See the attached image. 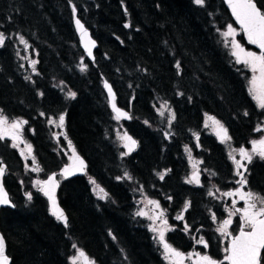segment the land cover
Returning a JSON list of instances; mask_svg holds the SVG:
<instances>
[{"label": "trees", "instance_id": "16d2710c", "mask_svg": "<svg viewBox=\"0 0 264 264\" xmlns=\"http://www.w3.org/2000/svg\"><path fill=\"white\" fill-rule=\"evenodd\" d=\"M255 2L264 11V0ZM73 7L96 40L92 62L74 34ZM229 24L238 30L221 0L202 5L194 0H0V113L27 122L21 136L31 145L40 178L56 173L72 149L86 164L81 176L57 177L65 227L49 213L39 188L31 187L33 175L24 170L19 151L0 139L2 183L13 205L0 208L10 264H72L75 250L90 264H169L147 220L135 214L142 196L155 198L167 211L166 243L182 253L198 250L224 261L226 240L211 229L202 194L184 181L187 158L181 148L199 134V167L214 170L219 180L231 172L227 145L246 150L256 136L254 127L264 114L249 92L250 71L236 63L231 40L223 35ZM17 36L34 64L19 60ZM235 39L256 52L239 30ZM102 79L110 83L129 121L110 111ZM161 105L165 116L157 113ZM61 115L64 125L54 139L47 121ZM209 116L228 130L229 141L222 143L206 131ZM118 127L136 142L125 155ZM250 171L251 188L264 192V164ZM92 181L102 193L93 192ZM185 205L183 219L172 218ZM238 227L235 214L229 232L235 234ZM196 228L207 248L193 246L195 235L188 238Z\"/></svg>", "mask_w": 264, "mask_h": 264}, {"label": "snow or ice", "instance_id": "6c2138e0", "mask_svg": "<svg viewBox=\"0 0 264 264\" xmlns=\"http://www.w3.org/2000/svg\"><path fill=\"white\" fill-rule=\"evenodd\" d=\"M197 5H202L204 0H194ZM229 8L232 11V15L235 17L236 22L240 25V29L246 36L250 44L256 45L260 52L246 51L244 47L235 39L236 29L233 28L231 24L227 26V31L223 33L225 37H232L231 45L232 52L231 55L235 57L237 64H243L248 67L253 76L249 81V92L252 95V98L257 102L258 107L264 109V11H262L258 6L255 0H225ZM76 9L73 7V13L75 14ZM77 30L81 33V40L84 44V47L89 56H92V48L95 47V42L86 39L88 33L84 30V26L77 19L76 20ZM129 27V25H125ZM4 37L0 34V44H3ZM21 42L24 41L21 39ZM35 61H33V64ZM179 67V65H178ZM81 71H84V66H81ZM105 88L108 90L109 102L113 108V111L117 113V119L120 117L127 118V113L120 111L115 104V96L112 92L111 87L105 83ZM69 97L74 98L75 93L70 92ZM247 115V113H245ZM174 119V116L172 117ZM208 121H211V124L214 128L215 134L220 139L222 143L229 141L231 138L228 135V130L214 117H207ZM27 122L24 120H16L9 123L8 119L0 113V139H4L5 136H10L13 141L20 139V130L24 124ZM53 123V121H49ZM171 123V120L169 121ZM64 125V116L59 117L58 126L63 127ZM208 126L207 123L205 125ZM260 129L258 128L257 131ZM121 139L126 140L128 143L125 144V147L129 151L135 147L136 142L132 140L131 137L127 136V133L124 134ZM71 146V142H69ZM16 143L13 144V147H16ZM27 152L31 155V145H25ZM23 155V153H22ZM240 159L237 160L235 157H230L233 159V163L236 165L237 169L244 168L246 170V165L242 161H247L251 163L254 156H259L261 159H264V139L253 140L252 141V151L248 152L243 147L239 149ZM72 164L66 166L61 175L64 177L73 175L75 172H82L86 165L84 161L75 153V149H72ZM36 161L33 158V164ZM39 171L38 168L34 169ZM5 168L0 166V176H3ZM236 175L240 176L241 179L237 182L241 187H238L234 192L224 193L225 196H238L241 201H243L244 206L242 208H234L233 212L229 213V218L224 220L219 224L217 232L222 236L228 238V243L224 249L225 256L224 261L227 264H262L264 260V195L254 193L252 191H242L243 186L247 184V180L244 178L242 172L237 171ZM163 179V175H161ZM193 181L199 183V177L196 172L193 173L192 177L187 181L192 183ZM39 185V190L48 198L50 204L51 214L60 222H62L65 227L68 226V220L64 211L58 206L55 196V190L57 187V181L54 176H49L47 181H37ZM95 184V181H92ZM98 187V186H97ZM99 192H103V189H99ZM28 199L31 200L32 197L30 194H26ZM106 195V194H105ZM211 195V193H209ZM100 198H104L101 196ZM156 208H159V204L155 201H150ZM236 201H233L235 205ZM9 204V198L7 193L4 191L3 186L0 185V205ZM187 208V205H185ZM239 213L240 215V229L239 233L232 235L229 232V226L232 224V215ZM137 215H145L143 211L137 212ZM163 212L159 213V218L161 222L167 225V220L163 219ZM177 219H183V215L177 217ZM213 220H216V217L213 216ZM188 229V225L185 224V230ZM156 231L155 228L151 229ZM160 243L163 245L165 259L170 261V264H183V254L174 249L171 245L165 242L164 232L159 233ZM197 243L203 245L205 248L208 247L207 242L201 237ZM75 247V245H73ZM79 257H85V254L82 251L78 250ZM197 259L195 264H224V261L217 262L215 259L210 257L207 254L201 255L199 253L195 254ZM189 259L191 256L188 257ZM0 264H10L9 257L5 253V241L2 236H0ZM75 264V260L73 261Z\"/></svg>", "mask_w": 264, "mask_h": 264}, {"label": "rangeland", "instance_id": "374dc122", "mask_svg": "<svg viewBox=\"0 0 264 264\" xmlns=\"http://www.w3.org/2000/svg\"><path fill=\"white\" fill-rule=\"evenodd\" d=\"M236 33H238V30H236ZM231 40V37H228ZM20 37H16V54L19 57L20 61H29L31 63H33V57L30 55V52L28 51V47L25 43V41L22 43L21 42ZM231 45V44H230ZM231 50H232V45H231ZM257 54H259L258 52H256ZM235 59V57H234ZM243 65V64H242ZM245 68H247L250 73V80L253 76V73L251 72V70L246 67L245 65H243ZM249 80V81H250ZM250 87V85L248 84V88ZM251 95V94H250ZM252 98V95H251ZM252 100L255 102V104L257 105V102L252 98ZM165 111L166 109L164 108V106H160L157 108V113L160 116H165ZM167 119H170V111L167 110ZM53 121V123H49V121ZM9 123L16 121V120H8ZM58 122L59 119H48L47 124L49 126H51V134L53 136V138L55 139V137L59 134V130L60 127L58 126ZM206 131L209 133V129H212V127L210 126V121L208 126L206 127ZM126 132L121 128L118 127L116 130V137L118 139V143L121 146V148L123 149L122 155H125L126 152H128V148L125 147V143H124V139H121V137L124 136ZM22 135V128L20 130V139L17 141H13L11 139L10 136H5L4 138L8 140V142L10 143V145L13 147V144L16 143V147H14L15 149H17L21 155L22 161H23V167L24 170L28 171L30 170L32 173V178L30 180V185L33 189L39 188V185L36 183L37 181H41L43 178H40V169L33 164V160L31 158V156L28 154L27 149L25 148V145H29V143L21 136ZM195 134H192L190 142L187 146H183L181 148V153L183 155L186 156V158H189L192 153H193V149H194V143H195V138L194 136ZM198 138H199V134ZM259 136V135H258ZM264 137V136H263ZM263 137L258 138V140L262 139ZM199 141V139H198ZM227 159L230 161V171H231V178L229 179L226 175V177L222 178V177H218L219 180H214L215 175H213L214 170L210 169L213 172H206L204 169H201L199 167V163L201 162V160L198 159V157H195V160H191V159H186V163H187V174L184 178V181L187 183V185H189L190 187H197L201 189L202 192V196L205 199L206 203H208L206 209H205V214L208 216L209 221L211 222V229L213 228L214 232H217V228L219 226L220 223H222L224 220L229 218V213L233 212L234 208L238 207V208H242L243 206H237L236 203L235 205H233V201L235 200L236 202L239 201V197L238 196H225L224 193L227 192H233L238 184L236 183L234 186L233 183L236 180V173L237 171H240L242 169H237L236 165L233 163V159L230 157H235V159L239 160L240 159V155H239V149H233L232 147H230L229 145H227ZM197 152L201 151V148H199V146H197ZM248 152H251L252 149L246 150ZM23 153V155H22ZM194 155V154H193ZM196 156V155H195ZM255 157H259V156H254ZM28 162V163H27ZM242 163L244 164V161H242ZM38 168L39 171H36L34 169ZM209 171V170H208ZM194 172L198 173V177H199V184H195L194 182L192 183H188L187 181L190 179V175H192ZM158 176H160L159 174H157ZM209 175V177L207 176ZM127 178V177H126ZM221 185V187H223L222 189H219V184ZM234 189V190H233ZM244 189H247V186L244 187ZM92 190L94 193L99 194V190L98 188L93 184L92 185ZM229 190H233V191H229ZM250 191V190H248ZM209 193H211V195H209ZM136 209H135V214H137V212L143 211L145 213V215H140L142 216L144 219L147 220V224H148V229L151 233V236L155 242V244L158 246L159 252L161 257L167 261V263L170 264V261L165 259V253H164V248L163 245L160 243L159 240V233L161 231L164 232V237H165V233L169 230L168 226L163 224L161 222V219L159 218V213L162 211L161 208H156L155 205H153L152 203H150V200H148L145 196H142V198L140 199V201L136 202ZM218 210L219 212V217L218 218L215 214V211ZM166 213L167 211L164 210L163 212V219H166ZM240 219V215L239 213H236ZM235 215V214H234ZM231 218H233V216ZM180 216V214L178 213H174L172 215V218H176ZM213 216L216 217V220H213ZM155 228L156 231H152L151 229ZM184 228H185V224H184ZM185 231H190L189 227L187 230ZM199 228H196L193 230V232H191V235L188 236V238L190 239L192 237V235H195V240L193 241V246L196 245H201L199 243H197V241L202 237V235L199 233ZM218 234H220L219 232H217ZM222 239L226 240V237L221 236ZM204 239V238H203ZM196 253H199L202 255L201 252L194 251L191 250L190 252H185L184 256V260H183V264H195V261L197 259L196 257ZM191 256V258L189 259L188 257ZM75 260V264H84L81 260V258L79 257L78 254V250H75L73 255L70 257V262L73 264V261ZM90 264V262L88 263Z\"/></svg>", "mask_w": 264, "mask_h": 264}, {"label": "water", "instance_id": "95a60500", "mask_svg": "<svg viewBox=\"0 0 264 264\" xmlns=\"http://www.w3.org/2000/svg\"><path fill=\"white\" fill-rule=\"evenodd\" d=\"M221 2H222V4H223L224 8L226 9V11H227V13H228V15H229V17H230L232 23H233V24L235 25V27H237L238 30L240 31V34H241V37H242L244 43L247 44V45H249L250 47H252L255 51H257V52L259 53V52H260L259 48H258L256 45H254V44H250V43L248 42L246 36L244 35V33L242 32V30L240 29V25L236 22L235 17L232 15V11H231V9L229 8L228 4L225 2V0H221ZM77 19L81 22V24L84 26V30L88 33V36L86 37V39H90V40H92V41L95 42V47L92 48V56H89V55L87 54V51H86V49H85V47H84V44H83V42H82V40H81V33H80V31L77 30V26H76V20H77ZM71 25H72V28H73L74 34H75V36H76V39H77L78 45H79V47H80L82 53L84 54V56H85L89 61L92 62L93 59H94V50H95L96 47H97L96 40L94 39V37L92 36V34H91L90 31L88 30V28H87V27L82 23V21L77 17L76 12H75V14L73 13V8H72ZM106 82H107V81H106L105 79H102V83H101V84H102V85H101V86H102V90H103L104 95H105V97H106V101H107V104H108V107H109L110 111L113 113V115H114L115 117H117V113L113 111V108H112V106H111V104H110V102H109V94H108V90H107V89L105 88V86H104ZM107 84L111 87V85H110L109 82H107ZM111 89H112V87H111ZM112 92H113V94H114V96H115V93H114L113 89H112ZM115 98H116V97H115ZM115 104H116V101H115ZM116 107H117L118 109H120V111L127 113V118H125V117H120L119 119H121V120H123V121H129V119H130V117H129V113H128L126 110H124L123 108L119 107L117 104H116ZM127 136H128V135H127ZM129 137H130V136H129ZM132 140H134V139L132 138ZM134 141H135V140H134ZM124 143L126 144V143H128V142H127L126 140H124ZM135 147H136V144H135ZM135 147H133L132 150H134ZM71 157H72V155L69 157L68 162L65 163V164H63V165L57 170V174H58V175L62 176V175H61L62 170H63L66 166H69L70 164H72V159H71ZM79 157H80V156H79ZM80 158H81V157H80ZM81 159H82V158H81ZM82 160H83V159H82ZM83 161H84V160H83ZM84 163H85V161H84ZM85 165H86V164H85ZM0 166H3V167L5 168L4 163H0ZM83 174H84V170H83L82 172H75L73 175H70V176H67V177H71V176H81V175H83ZM3 176H4V174H3ZM3 176H0V185H2V186H3V183H2V178H3ZM49 176H54L55 180L57 181V187H56V190H55V196H56V192H57V188H58V180H57V178H56L55 173H51V174H49V175L44 179V181H47L48 178H49ZM62 177H64V176H62ZM3 189H4V191L6 192L4 186H3ZM6 193H7V192H6ZM42 194H43V193H42ZM7 195H8V194H7ZM43 195H44V194H43ZM44 197H45V199H46V201H47V205H48L49 213L51 214V212H50V204H49L48 198H47L46 196H44ZM8 198H9V196H8ZM56 201H57V198H56ZM57 204H58V202H57ZM58 206H59V205H58ZM3 207L13 208V205H12L10 199H9V204H6V205H0V208H3ZM61 223H62V222H61ZM238 233H239V230H238V232H237L236 234H238ZM236 234H234V235H236ZM0 236H2L1 233H0ZM227 243H228V242H227ZM226 245H227V244H226ZM5 253H6V247H5ZM6 255H7V254H6ZM85 257H86V256H85ZM80 258H81V260H82V262H83L84 264H88V260H87V258H86V260H85L84 257H80ZM9 262H10V259H9ZM225 262H226V261H225ZM226 264H227V262H226Z\"/></svg>", "mask_w": 264, "mask_h": 264}, {"label": "flooded vegetation", "instance_id": "af4514ba", "mask_svg": "<svg viewBox=\"0 0 264 264\" xmlns=\"http://www.w3.org/2000/svg\"><path fill=\"white\" fill-rule=\"evenodd\" d=\"M253 52V51H252ZM254 102V101H253ZM254 105L259 109V110H261L262 111V113L264 114V109H261L260 107H258V105H256L255 104V102H254ZM211 127H212V129H209V133H211V134H213V135H215L216 137H217V135L215 134V131H214V128H213V126L212 125H210ZM260 129L259 131H257V129ZM254 132H255V134H256V136L255 137H253V138H251V139H249V142H248V144H249V148H246V150H249V149H252V141L253 140H258V138H260V137H263L264 136V115H263V117H261L260 118V120H259V122L257 123V126L256 127H254ZM259 135V136H258ZM194 138H195V146H194V149H193V154L189 157V158H187V160L188 159H191V160H195V155H196V152H197V149H198V147L197 146H199V144H200V142L198 141V135L196 134L195 136H194ZM218 138V137H217ZM201 139V138H200ZM219 139V138H218ZM262 139H264V137L262 138ZM199 148H200V146H199ZM199 153V152H198ZM256 160L258 161V162H260V163H258V165L256 164ZM187 164V163H186ZM244 164L246 165V170L244 169V168H241L242 170H241V172L243 173V175H244V178L247 180V184L245 185V186H247V189H244V187L245 186H243V188L241 189L242 191H245V192H247L248 190H250V191H252V192H254V193H258V194H260V195H263L264 194V192H262V193H259V191L258 192H256V191H254L253 190V188H251V186H250V182H252V177H250L251 176V168H253V167H255V166H258V169L261 167V164H264V159H261L260 157H253V160H252V162L251 163H248L247 161H244ZM198 174V173H197ZM193 175V174H192ZM192 175H190V178L192 177ZM227 177H229V178H231V172H230V174L227 176ZM241 179V177L240 176H238V175H236V180L234 181V183H233V185L232 186H234L239 180ZM195 184H199V183H197V182H195V181H193ZM238 184V183H237ZM238 187H241L239 184H238V186H237V188ZM193 188H195L196 189V192L200 195V194H202V192H201V189L200 188H198V186L197 187H193ZM236 188V189H237ZM235 189V190H236ZM234 190V189H233ZM233 190H229V191H233ZM234 190V191H235ZM233 191V192H234ZM148 200H150V201H155V202H157V200L155 199V198H147ZM158 203V202H157ZM159 204V203H158ZM236 205L237 206H244V203H243V201H241L240 200V198H239V201L238 202H236ZM160 206V205H159ZM159 208H161L162 209V212H164V208H162L161 206L159 207ZM236 208H238V207H236ZM185 206H183L182 208H181V214L183 215V213H184V211H185ZM234 211V210H233ZM180 214V215H181ZM238 229H240V219H239V227H238ZM205 253H202V255H204ZM185 254L183 253V260H184V258H185V256H184ZM184 263V262H183Z\"/></svg>", "mask_w": 264, "mask_h": 264}]
</instances>
